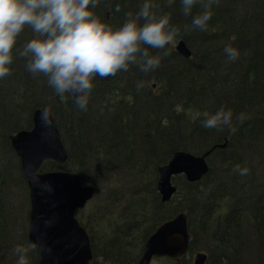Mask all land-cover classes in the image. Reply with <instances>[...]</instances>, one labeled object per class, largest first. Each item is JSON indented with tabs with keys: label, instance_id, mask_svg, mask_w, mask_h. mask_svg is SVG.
<instances>
[{
	"label": "trees",
	"instance_id": "obj_1",
	"mask_svg": "<svg viewBox=\"0 0 264 264\" xmlns=\"http://www.w3.org/2000/svg\"><path fill=\"white\" fill-rule=\"evenodd\" d=\"M143 0H100L93 9L104 23L119 27L126 12ZM157 14L167 13L180 35L163 49L153 71L136 65L115 76L95 77L86 110L65 93L57 96L43 74L25 70L14 58L12 74L0 79V264H16V245L28 247L29 192L12 137L32 127L36 109L46 107L66 153L62 164L45 161L41 172L65 171L95 192L75 219L87 234L89 264H137L143 244L154 230L185 213L189 241L177 260L192 264L206 254L205 264H264V0H217L205 31L190 29L179 0H156ZM119 7V11L114 9ZM32 38L29 29L20 45ZM182 40L191 56L183 59L174 45ZM226 46L239 52L229 61ZM145 82L139 92L135 85ZM233 112L231 129H206L205 114L220 107ZM199 112L198 117L193 113ZM244 113L246 119L236 116ZM225 143L223 149L211 148ZM176 151L205 158L208 172L198 182L172 178L175 192L166 203L157 192L158 168ZM247 168L239 175L235 166ZM38 264L35 246L26 254Z\"/></svg>",
	"mask_w": 264,
	"mask_h": 264
},
{
	"label": "clouds",
	"instance_id": "obj_2",
	"mask_svg": "<svg viewBox=\"0 0 264 264\" xmlns=\"http://www.w3.org/2000/svg\"><path fill=\"white\" fill-rule=\"evenodd\" d=\"M217 0H179L185 16L196 4L203 11L193 14L190 29L205 31L212 17L210 6ZM100 0H0V79L12 74L14 58H24L25 70L33 75L43 74L47 84L61 99L69 94L80 110H86L94 78L115 76L136 65L148 73L158 67L159 56L150 55L148 48L163 49L180 35V29L170 24V16L157 14L156 0H143L135 13L126 12L119 27L102 22L95 14ZM172 4L173 0H165ZM119 11V7L114 9ZM29 29L32 38L18 45L21 34ZM227 59L233 61L238 50L230 46L223 49ZM145 82L135 85L139 92ZM199 112L193 113L198 117ZM47 120V109L41 114ZM233 112L220 107L215 113L205 114L201 126L206 129H231ZM246 119L244 113L236 116ZM239 175L248 169L235 166ZM28 247L16 245V264H29Z\"/></svg>",
	"mask_w": 264,
	"mask_h": 264
},
{
	"label": "water",
	"instance_id": "obj_3",
	"mask_svg": "<svg viewBox=\"0 0 264 264\" xmlns=\"http://www.w3.org/2000/svg\"><path fill=\"white\" fill-rule=\"evenodd\" d=\"M175 52L183 59L190 51L182 40L176 42ZM73 99V98H72ZM36 109L31 117V129L18 131L11 140L29 191L30 214L27 239L39 252L38 264H89L92 255L86 232L75 219V212L92 199L94 188L82 185L78 176L65 171L40 172L45 161L62 164L66 153L58 131L47 109ZM225 143L211 148L223 149ZM183 151L174 152L167 164L158 168L157 192L166 203L175 192L172 178L183 176L188 183L201 180L208 172L205 158ZM189 236L185 213L159 225L145 240L137 264H151L153 259H179L186 253ZM206 254L192 256V264H205Z\"/></svg>",
	"mask_w": 264,
	"mask_h": 264
},
{
	"label": "rangeland",
	"instance_id": "obj_4",
	"mask_svg": "<svg viewBox=\"0 0 264 264\" xmlns=\"http://www.w3.org/2000/svg\"><path fill=\"white\" fill-rule=\"evenodd\" d=\"M94 192H95V190H94ZM94 195V194H93ZM86 206V205H85ZM28 224H29V221H28ZM153 263L152 264H162V261H160V260H153L152 261Z\"/></svg>",
	"mask_w": 264,
	"mask_h": 264
},
{
	"label": "flooded vegetation",
	"instance_id": "obj_5",
	"mask_svg": "<svg viewBox=\"0 0 264 264\" xmlns=\"http://www.w3.org/2000/svg\"><path fill=\"white\" fill-rule=\"evenodd\" d=\"M46 108V107H45ZM50 112V111H49ZM128 262H125L124 264H127Z\"/></svg>",
	"mask_w": 264,
	"mask_h": 264
},
{
	"label": "bare ground",
	"instance_id": "obj_6",
	"mask_svg": "<svg viewBox=\"0 0 264 264\" xmlns=\"http://www.w3.org/2000/svg\"><path fill=\"white\" fill-rule=\"evenodd\" d=\"M28 231V230H27Z\"/></svg>",
	"mask_w": 264,
	"mask_h": 264
}]
</instances>
